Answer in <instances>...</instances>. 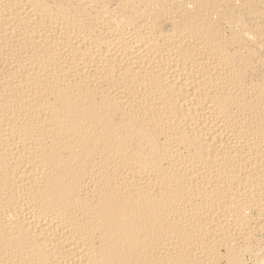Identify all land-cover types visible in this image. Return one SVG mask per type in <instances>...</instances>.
I'll use <instances>...</instances> for the list:
<instances>
[{"label":"bare ground","instance_id":"6f19581e","mask_svg":"<svg viewBox=\"0 0 264 264\" xmlns=\"http://www.w3.org/2000/svg\"><path fill=\"white\" fill-rule=\"evenodd\" d=\"M0 264H264V0H0Z\"/></svg>","mask_w":264,"mask_h":264}]
</instances>
